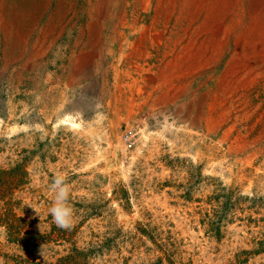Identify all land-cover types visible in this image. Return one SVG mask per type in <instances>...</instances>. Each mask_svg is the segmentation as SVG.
<instances>
[{
    "label": "rangeland",
    "instance_id": "obj_1",
    "mask_svg": "<svg viewBox=\"0 0 264 264\" xmlns=\"http://www.w3.org/2000/svg\"><path fill=\"white\" fill-rule=\"evenodd\" d=\"M0 264H264V0H0Z\"/></svg>",
    "mask_w": 264,
    "mask_h": 264
},
{
    "label": "clouds",
    "instance_id": "obj_2",
    "mask_svg": "<svg viewBox=\"0 0 264 264\" xmlns=\"http://www.w3.org/2000/svg\"><path fill=\"white\" fill-rule=\"evenodd\" d=\"M50 190L54 193V199L48 213L57 227L69 229L74 219V208L69 199L70 188L67 177L64 174H56L52 178Z\"/></svg>",
    "mask_w": 264,
    "mask_h": 264
},
{
    "label": "bare ground",
    "instance_id": "obj_3",
    "mask_svg": "<svg viewBox=\"0 0 264 264\" xmlns=\"http://www.w3.org/2000/svg\"><path fill=\"white\" fill-rule=\"evenodd\" d=\"M216 1H217V0H216ZM220 1H221V0H220ZM169 3H170V2H169ZM230 7H231V6H230ZM230 7H229V8H230ZM261 8H262V7H261ZM217 11H218V10H217ZM248 12H249V10H248ZM259 12H260V11H259ZM246 14H247V13H246ZM261 14H262V13H261ZM261 14H260V15H261ZM248 15H250V14H248ZM261 17H262V16H261ZM255 18H258V17H255ZM257 21H258V20H257ZM248 24H249V23H248ZM256 24H257V23H256ZM262 24H263V23H262ZM260 25H261V24H260ZM261 26H262V25H261ZM254 27H256V26H254ZM259 29H260V28H259ZM250 30H252V29H250ZM251 38H253V36H252ZM220 51H221V50H220ZM248 53H249V52H248ZM159 91H160V90H159ZM167 97H168V96H167ZM178 98H179V97H178Z\"/></svg>",
    "mask_w": 264,
    "mask_h": 264
}]
</instances>
